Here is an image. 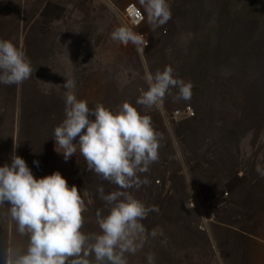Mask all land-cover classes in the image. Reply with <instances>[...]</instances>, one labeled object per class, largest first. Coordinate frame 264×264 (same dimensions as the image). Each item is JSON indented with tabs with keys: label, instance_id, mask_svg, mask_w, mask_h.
Listing matches in <instances>:
<instances>
[{
	"label": "rangeland",
	"instance_id": "obj_1",
	"mask_svg": "<svg viewBox=\"0 0 264 264\" xmlns=\"http://www.w3.org/2000/svg\"><path fill=\"white\" fill-rule=\"evenodd\" d=\"M135 2L0 0V21L10 27L21 21L19 29L26 38L27 54L41 51L47 59L35 69L39 74L26 81L22 117L26 124L30 123L38 108L46 121L40 124L60 123L64 118L63 84L67 80L75 81L77 98L86 100L90 108L95 106L94 101H101L102 95L97 93L106 90V108L115 111L127 101L142 115L151 116L153 127L163 134L159 160L141 176H146L150 183L130 191L145 206L158 207V212L149 213L142 221L147 230L156 228L158 233L155 238L149 237L141 251L128 256V264H147L149 252L155 254V264H264V177L255 171L257 164L264 166V131L258 135L250 130L257 120L243 123L234 117H229L232 122L216 119L213 112L218 113L217 100L207 99L198 121L202 135L195 139L191 137L189 119L195 114V107L177 105L173 99L176 89L166 96L162 111L136 104L139 89H147L146 70L155 73L170 65L179 78H190L192 74L184 60L188 50L176 55L174 47L168 44L166 33L174 25L171 19L155 31L146 21L136 30L148 41L143 53L131 43L124 46L111 40V32L123 25L118 15L127 3ZM173 13L174 20L180 15L185 17V6ZM163 35L161 43L158 38ZM179 62L183 68L177 66ZM17 87L0 84V91L6 93L11 89L16 96ZM231 123L242 130L228 134L223 129ZM184 136L190 149L187 152L180 142ZM193 148L197 150L196 157L190 153ZM73 156L77 165L71 167L67 163ZM73 156L65 162L62 154L48 149L47 161L40 164L43 170L38 174L43 178L59 171L69 187L76 186L86 207L82 231L99 232L96 213L102 210L106 214V208L97 187L103 186L107 194L117 190L116 186L87 171L79 150ZM30 170L36 178L34 167ZM188 202L193 203V208L185 209ZM206 217L211 221L202 228ZM16 246L23 254L28 236L20 234Z\"/></svg>",
	"mask_w": 264,
	"mask_h": 264
},
{
	"label": "clouds",
	"instance_id": "obj_2",
	"mask_svg": "<svg viewBox=\"0 0 264 264\" xmlns=\"http://www.w3.org/2000/svg\"><path fill=\"white\" fill-rule=\"evenodd\" d=\"M125 12L132 26L115 28L110 38L124 46L131 43L140 53L148 41L133 29L146 21L155 31L172 18L168 0H136ZM32 75L25 51L0 39V84H22ZM145 81L147 89H139L136 99L145 109L162 111L172 89H176L174 101L191 100L192 82L175 76L170 65L155 73L146 70ZM63 87L64 118L53 130L55 150L65 161L79 150L86 170L117 190L105 194L103 186L97 187L106 214L96 213L99 232L85 233V201L77 187H69L59 171L34 178L25 160L13 153L11 163L0 167V208L7 207L18 232L28 236V246L8 264H128V256L141 251L149 237L158 233L142 223L158 207L145 206L130 190L150 183L141 176L159 160L163 134L153 127L151 116L142 115L127 101L115 111L100 102L90 108L86 100L77 98L74 80H67ZM33 164L38 166V161ZM255 171L264 177V166L257 164ZM146 261L155 264V254L147 253Z\"/></svg>",
	"mask_w": 264,
	"mask_h": 264
},
{
	"label": "trees",
	"instance_id": "obj_3",
	"mask_svg": "<svg viewBox=\"0 0 264 264\" xmlns=\"http://www.w3.org/2000/svg\"><path fill=\"white\" fill-rule=\"evenodd\" d=\"M168 2L172 12L171 24H174L166 33L168 44L174 47L176 55L188 50L184 60L189 63L192 76L182 79L192 82V97L190 101H178L177 105L184 107L189 104L195 107V114L189 118L191 137L201 138L198 121L201 120L205 107L203 103L207 99L217 100L215 105L218 113L213 112L216 119L226 118L232 122L229 117H234L243 123L249 119L257 120L250 130L260 135L262 129L264 131V0ZM184 6L185 17L180 15L174 20L173 11L181 10ZM22 24L20 21L10 27V24L0 21V39L10 40L25 51L33 68L32 76H36L39 70L35 69L40 68L47 59L43 58L41 51L27 54L26 38L20 34L22 30L19 29ZM20 35L23 36L22 43L19 41ZM163 37L164 35L158 38V41ZM182 63H177V66ZM26 81L18 84L16 96L11 89L6 93L0 91V167L10 164L15 153L25 160L29 169L34 167L36 178L40 179L42 177L38 172L43 170L40 164L47 161V150H55L53 130L59 123L49 120L51 123L40 124V121H46L41 118L42 112L36 108L35 115L30 123L26 124L22 117ZM106 92H98L97 96L102 95L101 101L96 100L94 103L106 102L108 98L105 100L103 94ZM15 98L18 99L14 106ZM223 130L234 135L242 129H236V125L231 123V126ZM180 142L184 152L190 150L186 136L181 138ZM190 153L194 157L197 156V150L194 148ZM54 158L58 160L56 154ZM33 161H38V166L33 164ZM67 165H77L74 156ZM19 235L17 224L8 214L7 207L0 208V264H8L21 254L16 246ZM90 259L94 260L91 257Z\"/></svg>",
	"mask_w": 264,
	"mask_h": 264
},
{
	"label": "built area",
	"instance_id": "obj_4",
	"mask_svg": "<svg viewBox=\"0 0 264 264\" xmlns=\"http://www.w3.org/2000/svg\"><path fill=\"white\" fill-rule=\"evenodd\" d=\"M130 3H127L125 6H124V8H123V11H122V13H120L119 15H118V18H119V20H120V22L123 24V25H127V26H129V27H131L132 25L130 24V21H129V17H128V15H127V13L125 12V9L127 8V6L129 5ZM139 7V6H138ZM142 11V10H141ZM142 24H143V22L138 26V27H136V28H134L133 30L134 31H136V30H140V27L142 26ZM148 45V44H147ZM192 114V113H191ZM193 203L192 202H188V203H186L185 205H184V207H185V209H190V208H193ZM209 221H211V219L209 218H204L203 219V222H202V228H204V227H208V223H209Z\"/></svg>",
	"mask_w": 264,
	"mask_h": 264
}]
</instances>
